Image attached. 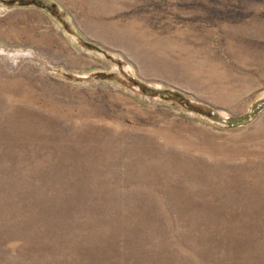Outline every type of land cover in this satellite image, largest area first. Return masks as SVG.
I'll return each mask as SVG.
<instances>
[{"label": "rangeland", "instance_id": "1", "mask_svg": "<svg viewBox=\"0 0 264 264\" xmlns=\"http://www.w3.org/2000/svg\"><path fill=\"white\" fill-rule=\"evenodd\" d=\"M0 264H264V0H0Z\"/></svg>", "mask_w": 264, "mask_h": 264}, {"label": "water", "instance_id": "2", "mask_svg": "<svg viewBox=\"0 0 264 264\" xmlns=\"http://www.w3.org/2000/svg\"><path fill=\"white\" fill-rule=\"evenodd\" d=\"M243 118V117H242ZM242 118H239V119H242ZM233 119V118H232ZM233 121V120H232Z\"/></svg>", "mask_w": 264, "mask_h": 264}]
</instances>
